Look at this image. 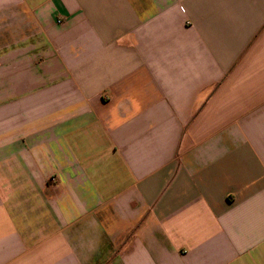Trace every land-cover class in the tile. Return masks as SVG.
<instances>
[{
  "label": "crops",
  "instance_id": "1",
  "mask_svg": "<svg viewBox=\"0 0 264 264\" xmlns=\"http://www.w3.org/2000/svg\"><path fill=\"white\" fill-rule=\"evenodd\" d=\"M0 264H264V0H0Z\"/></svg>",
  "mask_w": 264,
  "mask_h": 264
}]
</instances>
